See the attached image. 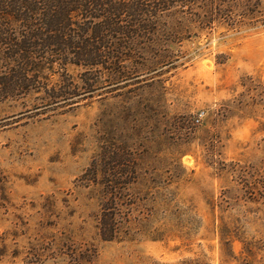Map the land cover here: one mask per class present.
Wrapping results in <instances>:
<instances>
[{
	"label": "rangeland",
	"instance_id": "rangeland-1",
	"mask_svg": "<svg viewBox=\"0 0 264 264\" xmlns=\"http://www.w3.org/2000/svg\"><path fill=\"white\" fill-rule=\"evenodd\" d=\"M258 16L163 39L166 67L120 86L95 74L71 105L2 104L0 264H264V2ZM109 158L135 172L113 242L94 179ZM89 250L91 263L72 258Z\"/></svg>",
	"mask_w": 264,
	"mask_h": 264
},
{
	"label": "trees",
	"instance_id": "trees-1",
	"mask_svg": "<svg viewBox=\"0 0 264 264\" xmlns=\"http://www.w3.org/2000/svg\"><path fill=\"white\" fill-rule=\"evenodd\" d=\"M263 2L0 0V107L33 94H43L47 106L60 107L99 89L102 84L100 78H93L95 74H108L112 86H120L132 75L139 79L148 70L157 72L168 65L162 60L171 53L160 51L163 39L178 44L194 30L253 25L259 21ZM140 57L145 62L137 63ZM75 70L86 77L81 86L71 78ZM124 165L109 158L104 170L98 164L94 171V179L106 192L98 218L105 242L118 239L119 193L129 189L135 174ZM7 184L0 167V210L9 203ZM86 255L72 258L77 263L95 258L91 250Z\"/></svg>",
	"mask_w": 264,
	"mask_h": 264
},
{
	"label": "built area",
	"instance_id": "built-area-1",
	"mask_svg": "<svg viewBox=\"0 0 264 264\" xmlns=\"http://www.w3.org/2000/svg\"><path fill=\"white\" fill-rule=\"evenodd\" d=\"M198 122H200V120H198Z\"/></svg>",
	"mask_w": 264,
	"mask_h": 264
}]
</instances>
